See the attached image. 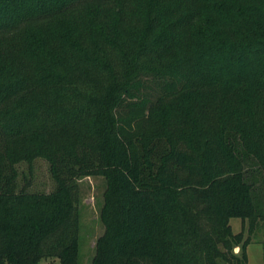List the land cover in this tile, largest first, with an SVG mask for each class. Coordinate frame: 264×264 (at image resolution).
<instances>
[{"label":"trees","instance_id":"16d2710c","mask_svg":"<svg viewBox=\"0 0 264 264\" xmlns=\"http://www.w3.org/2000/svg\"><path fill=\"white\" fill-rule=\"evenodd\" d=\"M36 158L49 192L19 187ZM90 175L91 264H247L229 221L264 222V0H0V264H79Z\"/></svg>","mask_w":264,"mask_h":264},{"label":"rangeland","instance_id":"374dc122","mask_svg":"<svg viewBox=\"0 0 264 264\" xmlns=\"http://www.w3.org/2000/svg\"><path fill=\"white\" fill-rule=\"evenodd\" d=\"M19 187L24 186L31 192H49L55 183L50 175L48 162L43 158H36L31 166L20 163ZM106 189V181L101 175L84 176L79 180V264H91L94 255L96 239L103 233L104 227L100 220V209L103 204V195ZM234 233L242 232L243 238H249L246 247L247 264H264L263 242L264 222L249 234L247 220L238 217L230 219ZM249 236V237H248ZM238 248L234 249L238 252ZM49 260L41 259L38 264H48Z\"/></svg>","mask_w":264,"mask_h":264}]
</instances>
